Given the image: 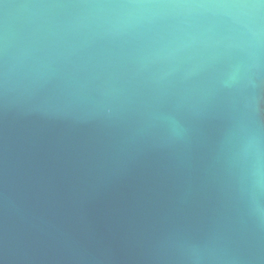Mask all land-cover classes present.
<instances>
[{
  "label": "water",
  "instance_id": "obj_1",
  "mask_svg": "<svg viewBox=\"0 0 264 264\" xmlns=\"http://www.w3.org/2000/svg\"><path fill=\"white\" fill-rule=\"evenodd\" d=\"M0 264H264V2L0 0Z\"/></svg>",
  "mask_w": 264,
  "mask_h": 264
},
{
  "label": "snow or ice",
  "instance_id": "obj_2",
  "mask_svg": "<svg viewBox=\"0 0 264 264\" xmlns=\"http://www.w3.org/2000/svg\"><path fill=\"white\" fill-rule=\"evenodd\" d=\"M262 2H264V0H262Z\"/></svg>",
  "mask_w": 264,
  "mask_h": 264
}]
</instances>
